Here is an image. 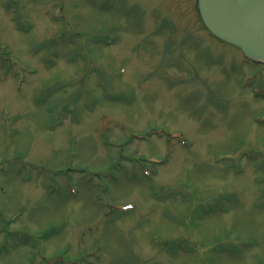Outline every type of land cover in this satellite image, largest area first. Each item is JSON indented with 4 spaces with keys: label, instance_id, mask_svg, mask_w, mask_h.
<instances>
[{
    "label": "rangeland",
    "instance_id": "rangeland-1",
    "mask_svg": "<svg viewBox=\"0 0 264 264\" xmlns=\"http://www.w3.org/2000/svg\"><path fill=\"white\" fill-rule=\"evenodd\" d=\"M256 68L195 0H0V264H264Z\"/></svg>",
    "mask_w": 264,
    "mask_h": 264
},
{
    "label": "water",
    "instance_id": "water-1",
    "mask_svg": "<svg viewBox=\"0 0 264 264\" xmlns=\"http://www.w3.org/2000/svg\"><path fill=\"white\" fill-rule=\"evenodd\" d=\"M203 23L220 39L264 61V0H197Z\"/></svg>",
    "mask_w": 264,
    "mask_h": 264
}]
</instances>
